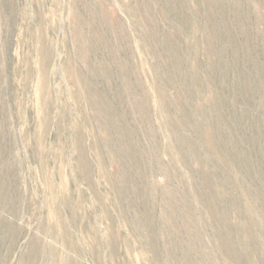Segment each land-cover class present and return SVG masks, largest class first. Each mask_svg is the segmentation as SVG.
<instances>
[{
  "label": "rangeland",
  "instance_id": "obj_1",
  "mask_svg": "<svg viewBox=\"0 0 264 264\" xmlns=\"http://www.w3.org/2000/svg\"><path fill=\"white\" fill-rule=\"evenodd\" d=\"M0 264H264V0H0Z\"/></svg>",
  "mask_w": 264,
  "mask_h": 264
}]
</instances>
